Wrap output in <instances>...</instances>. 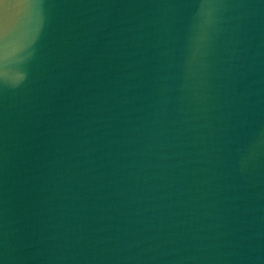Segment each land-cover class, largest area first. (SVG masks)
<instances>
[{"label": "water", "instance_id": "obj_1", "mask_svg": "<svg viewBox=\"0 0 264 264\" xmlns=\"http://www.w3.org/2000/svg\"><path fill=\"white\" fill-rule=\"evenodd\" d=\"M0 264H264V0H0Z\"/></svg>", "mask_w": 264, "mask_h": 264}, {"label": "snow or ice", "instance_id": "obj_2", "mask_svg": "<svg viewBox=\"0 0 264 264\" xmlns=\"http://www.w3.org/2000/svg\"><path fill=\"white\" fill-rule=\"evenodd\" d=\"M199 43V42H198Z\"/></svg>", "mask_w": 264, "mask_h": 264}]
</instances>
